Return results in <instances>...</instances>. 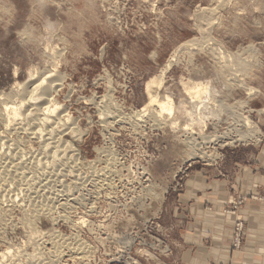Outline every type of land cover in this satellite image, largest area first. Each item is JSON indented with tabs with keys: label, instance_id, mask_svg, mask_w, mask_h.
<instances>
[{
	"label": "rangeland",
	"instance_id": "rangeland-1",
	"mask_svg": "<svg viewBox=\"0 0 264 264\" xmlns=\"http://www.w3.org/2000/svg\"><path fill=\"white\" fill-rule=\"evenodd\" d=\"M0 2L10 9L0 12V95L25 87L32 66L62 73L51 92L57 113L68 117L59 148L75 154L70 164L65 157L53 164L54 143L10 131L13 150L0 149V163L5 157L11 173L0 178L11 179L10 196L21 206L0 202V254L13 255L0 264H180L189 219L180 199L189 180L232 179L235 162L264 173V0ZM23 29L41 40L23 38ZM166 63L158 93L171 95L176 110L144 115L147 82ZM195 82L209 83L216 98L203 132L216 141L201 143L200 125L184 129L192 122L182 108L190 100L185 86ZM19 140L26 163L41 160L38 171L29 164L18 171ZM254 186L222 203L235 216L222 222L233 249L243 244L248 197L264 201V184Z\"/></svg>",
	"mask_w": 264,
	"mask_h": 264
},
{
	"label": "bare ground",
	"instance_id": "bare-ground-1",
	"mask_svg": "<svg viewBox=\"0 0 264 264\" xmlns=\"http://www.w3.org/2000/svg\"><path fill=\"white\" fill-rule=\"evenodd\" d=\"M9 10L10 9H9V7L7 5L1 4V2H0V12L5 14V13L9 12ZM210 16H212V15H210ZM52 26H53L52 23H49V25L47 27L48 30H50V29L52 30ZM55 29H56V27H55ZM32 33L33 32H31L28 29H25V30L23 29V31L20 32V34L22 35L23 38H25V39L28 38V40H33L35 42L37 41V43H38L41 39L39 40L38 39L39 37L37 39H36V37H32ZM45 50L46 51H43L41 53L42 57H45L46 59H47V57H51L52 58L51 55L54 52V48L50 47L47 44V46L45 47ZM170 65H171V63H168L162 69V72H161V74L159 76H153L147 82V90L146 91H147L148 101L144 105L143 109H141L143 114L146 113V111L148 113L151 110L152 111L156 110L155 111V115L164 117L163 115H165V114H168V115L172 116L173 112L176 110V109L174 110V108H175L174 107V103H175L174 101L175 100L173 101V99L171 98V95L165 94L164 96L160 97V94L158 93V90L163 86V83H164V74H165L166 71H168L167 69L170 68ZM45 69L43 71H40L37 66H32L29 69V72H28L30 78L27 79V80L29 82H27L28 84L25 87L22 86L21 89H17L16 91L11 90L12 92H10L8 94H5V95L2 94V96H5V98H2L1 95H0V106H1L0 107V149L3 150V153L5 151L10 152L11 149L13 150V147L11 146L12 141H11V143H9L10 139H9L8 134L12 130H16L17 129L18 132H24V131H21V130H25L26 129L27 130L26 132L28 134L32 135V137H34V138H42L44 140L45 144H46L45 146H48L51 143H54V145L52 147L55 148V149H52L53 150L52 153L49 154L50 158H51V162L53 164L57 163L60 160L62 161V159H61L62 157H65V159H66V161L64 160V162L70 164L69 162H71V163L73 162V160H74L73 156L75 154L73 155L72 153H69L68 151H64L65 149L61 150L59 148V145H60L62 139L60 138L61 136L58 137V135H61L60 134L61 130H60L59 125H62V126L65 125L66 126V121H67L68 117L66 119H64L62 115L57 113V111L60 109L61 106L59 104H57L54 101L55 99L53 100V98L51 97V92L59 84V83H54L55 80L57 82H60L59 80L63 79V74L59 73V72H57V74L55 72L52 73V70H54V69H47V68H45ZM54 71H57V70H54ZM53 75L56 76V77L54 78ZM44 84H46V86ZM21 85H19V86H21ZM185 89H186V93L189 95V99L190 100L188 101L189 105L184 103L182 105V108H183L184 112H186L189 115V117H190L192 122L190 124L186 125L185 128L184 127L183 128L184 129H189V127L192 126V125H200L201 126L200 133H197V134L198 135L202 134L200 136L201 139H202L201 143H209L210 141L215 140V139L211 138L210 135H207V134L203 135L204 128L206 126L207 120L209 119L210 116L216 114V109L214 108V106H216V104L215 105L213 104V103H216V100H215L216 98L212 94L211 87L209 86V83H207V82L206 83L205 82H195L194 86H190V85L187 86L186 85ZM153 109H155V110H153ZM140 112L138 111L137 116H138V114L140 115ZM107 115H106V117H107ZM153 115H154V113H153ZM140 116H142V115H140ZM152 117L156 118L154 116H152ZM62 120H63V122H62ZM23 121H25L26 123H23ZM246 123H247V125L252 126V125H250L251 123L249 121H246ZM26 124H28V125H26ZM169 125H170L171 128L177 129L178 122H177L176 119H174L173 121H171V123ZM68 128H69V126L65 127V129H68ZM70 130L72 131V128ZM16 134H18V133H16ZM17 137H18V135H17ZM27 137H29V136H27ZM21 140H23V139H21ZM21 140H19V142L17 141V144H16L17 145V149H20V145L24 146L23 141H22V144H21ZM195 140H196V138H195ZM194 146L195 145H193V147ZM191 147H192V143H191ZM195 149H196V147H194V150ZM12 150H11V153H12ZM18 151L20 152L18 158L21 159L20 160L21 164H19L20 166L19 165H18L19 167L17 166L18 171H19L20 168H22V169L23 168H27L26 166L28 164H29L30 168H33L34 170L38 171L41 160L35 161L34 164L31 163L30 161L26 163V159L27 158L25 157V154L23 153V150L20 149ZM14 153H13V155H14ZM192 155H198V154L196 152L195 153L193 152ZM9 156H10V154L8 155V157ZM31 156H29V157H31ZM203 157H204V155H203ZM11 158H12V156H11ZM14 158H17V157H14ZM4 159H5V157H3V159H2L3 161H1V163H0V177H2L1 176L2 173H5V176L11 173V168H10L11 165L8 164V162H7L8 160L7 159H5V160ZM9 162H10V160H9ZM15 165H16V163H15ZM17 169L15 168L13 171L16 172ZM25 171L22 170V172L20 173L21 175L18 172V174L20 175L19 176L20 179L23 177V180H24L25 174L23 172H25ZM5 176H3V178H0V202L1 201L2 202L9 201L10 203H12V205L15 204V205L21 206V205H19V202H18L16 197L13 198L12 196H10L12 184H9V180L11 182V179H9V178L6 179ZM33 176H34V174H33ZM31 178H32V174H31ZM4 181H6V182H4ZM45 183H47V182H45ZM32 188H34V191H35V186L32 187ZM2 210H3L2 206L0 205V214H1ZM40 213H38V214H40ZM81 251H82V249H81ZM11 253H12V250L10 248H8V250H6L2 254H0V257H4L5 258L6 255L10 256L9 254H11Z\"/></svg>",
	"mask_w": 264,
	"mask_h": 264
},
{
	"label": "crops",
	"instance_id": "crops-1",
	"mask_svg": "<svg viewBox=\"0 0 264 264\" xmlns=\"http://www.w3.org/2000/svg\"><path fill=\"white\" fill-rule=\"evenodd\" d=\"M234 164L232 179H207L205 173L189 180L186 197L180 199L187 210L183 215L189 218L182 232L185 246L179 254L180 264H264V201L248 197L241 211L245 229L240 249L230 246L231 240L222 227L224 220L232 222L235 218L222 212L226 198L248 195L255 183L264 184V173L259 167L249 169L240 162ZM209 204L211 211L207 210Z\"/></svg>",
	"mask_w": 264,
	"mask_h": 264
},
{
	"label": "built area",
	"instance_id": "built-area-1",
	"mask_svg": "<svg viewBox=\"0 0 264 264\" xmlns=\"http://www.w3.org/2000/svg\"><path fill=\"white\" fill-rule=\"evenodd\" d=\"M242 226H241V224H239L237 227H236V230H237V232L238 233H235L236 234V236H235V238H234V247H236V248H238V247H240V232H241V230H242V228H241Z\"/></svg>",
	"mask_w": 264,
	"mask_h": 264
}]
</instances>
